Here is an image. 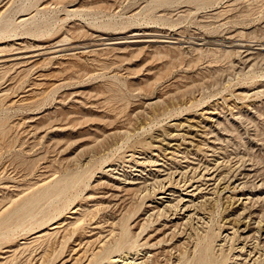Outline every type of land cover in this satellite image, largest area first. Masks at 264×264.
<instances>
[{
	"label": "rangeland",
	"instance_id": "obj_1",
	"mask_svg": "<svg viewBox=\"0 0 264 264\" xmlns=\"http://www.w3.org/2000/svg\"><path fill=\"white\" fill-rule=\"evenodd\" d=\"M263 45L264 0H0V264H264Z\"/></svg>",
	"mask_w": 264,
	"mask_h": 264
},
{
	"label": "bare ground",
	"instance_id": "obj_2",
	"mask_svg": "<svg viewBox=\"0 0 264 264\" xmlns=\"http://www.w3.org/2000/svg\"><path fill=\"white\" fill-rule=\"evenodd\" d=\"M38 5V4H37ZM70 10V9H69ZM71 11H73L74 12V10H71ZM28 20V18H26V17H23V18H21V20L19 21V23H24V22H26ZM1 32L2 33H5V32H7V25H2V27H1ZM29 33L30 34H33L34 33V31H29ZM89 33V32H88ZM154 35H156V34H154ZM15 36V35H14ZM157 36V35H156ZM65 37V36H64ZM121 37V36H120ZM158 37V36H157ZM105 38V37H104ZM116 38V37H115ZM119 38V37H118ZM118 38H116V39H111L110 38V40L109 41H107L108 43H107V45L109 44V45H115V44H120V43H132V44H135V45H138L140 42H142V41H166V39H164V40H162V39H159V40H156V39H154V38H151V39H149V40H143V36H134V34H132V36H127L125 39H123V40H118ZM124 38V37H123ZM162 38V37H161ZM105 39H107V38H105ZM69 40V39H68ZM66 41V40H65ZM260 41V40H259ZM69 42V41H68ZM67 42V43H68ZM91 42H93V41H91ZM104 42V41H103ZM175 42V41H174ZM203 42V41H202ZM206 42V41H205ZM98 43V42H97ZM156 43V42H155ZM220 43V42H219ZM229 43V42H228ZM227 43V44H228ZM63 44V43H62ZM226 44V45H227ZM238 44V43H237ZM258 44V43H257ZM263 44V43H262ZM24 45V44H23ZM78 45V44H77ZM95 45H99V44H95ZM104 45V44H103ZM102 45V46H103ZM198 45V44H197ZM242 45V44H241ZM252 45V44H251ZM255 45H256V43H255ZM35 45L34 44H31V45H28V46H25V47H19L17 50V52H15V53H13L11 56H9V60L10 61H15L14 62V65H18V64H25V63H33V58H35V57H38V56H41V55H47V54H51V53H54V52H62V51H65V50H63V49H58V50H54V48L52 47V48H50V49H44L43 47H41V46H36V47H34ZM84 46V45H83ZM240 46V45H239ZM260 46V45H259ZM258 46V47H259ZM264 46V45H263ZM28 48V47H34V49H30V50H23L24 48ZM96 47V46H95ZM237 47V46H236ZM245 47V46H244ZM262 47V46H261ZM12 48V47H11ZM91 48V47H90ZM97 48V47H96ZM243 48V47H242ZM248 48V47H247ZM260 48V47H259ZM88 49V48H87ZM249 49V48H248ZM264 49V48H263ZM75 50V49H74ZM242 51V50H241ZM72 52V51H71ZM116 52V51H115ZM2 54V53H1ZM66 54V53H65ZM61 55V54H60ZM68 55V54H67ZM63 56V55H62ZM65 57V56H64ZM32 59V60H31ZM30 60V61H29ZM7 62V61H6ZM1 64V63H0ZM3 69H5L6 71L9 69V67H3ZM8 72V71H7ZM6 72V73H7ZM2 73V72H1ZM6 76V75H5ZM141 128H142V126H141ZM119 131V130H118ZM126 131V130H125ZM113 132V131H112ZM128 132V131H127ZM4 133V132H3ZM111 133V132H110ZM121 133H123L122 131H121ZM124 134V133H123ZM126 132H125V136H126ZM129 134V133H128ZM120 135V134H119ZM122 135V134H121ZM114 137V136H113ZM124 138V137H123ZM3 140V139H2ZM216 165V164H215ZM215 165H214V167H215ZM202 168V167H201ZM111 169V168H110ZM200 170V169H199ZM189 171V170H188ZM204 171V170H203ZM110 172V171H109ZM185 174V173H184ZM176 175V174H175ZM217 177V176H216ZM224 177V176H223ZM117 178V177H116ZM198 178V177H197ZM81 179H82V175L80 174H78V175H74L73 177H71L70 179H67V180H64V181H62V183H60V184H58L57 186L55 185V186H53V185H50V184H45V185H43V186H41V187H39L38 188V190H36V192L34 193V194H32L29 198H27L24 202H23V205L21 206V208H19L20 210H24V212L26 213V214H28V215H32V212H33V209H34V204L35 203H37L39 200H41V199H45V198H51V197H56V198H58V197H61V196H64L65 194H66V192L69 190V188H71V187H73L74 185H76V184H78L80 181H81ZM191 179V178H190ZM206 179V178H205ZM218 179H220V177L218 178ZM101 180V179H100ZM204 180V179H203ZM218 182V181H217ZM216 182V183H217ZM215 183V184H216ZM235 184H236V182H235ZM36 185V184H35ZM217 185V184H216ZM111 186V188L107 191V192H105V193H103L101 196L99 195L98 197H99V200L100 201H102L103 199H105V198H111V199H114V200H116V201H120L121 199H122V197H123V194H121V193H127V191H128V189L129 190H132V189H134V186H135V183L134 182H132V181H124V182H119V184H111L110 185ZM234 187H235V185H233ZM28 187V186H27ZM105 187V186H104ZM163 187V186H162ZM29 188H30V186H29ZM234 189V188H233ZM173 191V190H172ZM193 191V190H192ZM27 192V191H26ZM186 194H188L187 192H186ZM182 196V195H181ZM183 197V196H182ZM185 197V196H184ZM190 197V196H189ZM193 197V196H192ZM163 198H166V196H163V197H161V204H163L164 202H165V200H162ZM206 198V197H205ZM244 198V197H243ZM193 199V198H192ZM208 200H209V198H207ZM241 199H242V197H241ZM171 200V199H170ZM64 201V200H63ZM190 200H184V199H180L179 201H177V204H176V206H177V209H178V205L181 203L182 205H183V207L181 208L180 207V210L182 211H180V214L182 215V217L180 218V219H177V220H181V219H191V215H189V214H185L188 210H189V206L190 205H187V203L189 202ZM202 201V200H201ZM242 201H244V200H242ZM246 201H247V199H246ZM160 202V201H159ZM171 202V201H170ZM206 202V201H205ZM114 203V202H113ZM191 203V202H190ZM194 203V202H193ZM195 203H196V201H195ZM204 203V202H203ZM207 203V202H206ZM173 204V203H172ZM189 204V203H188ZM197 204V203H196ZM196 204H195V206H196ZM156 205V204H155ZM170 204H166V205H164V207H168ZM198 205H199V203H198ZM244 205V204H243ZM99 206V205H98ZM103 206V205H102ZM116 206V205H115ZM163 206V205H162ZM108 207H110L109 205H108ZM174 207V206H173ZM240 207V206H239ZM238 207V208H239ZM97 208V207H96ZM105 208V207H104ZM170 208H171V206H170ZM244 208V207H243ZM17 209V208H16ZM15 209V210H16ZM18 209V210H19ZM107 209V208H106ZM162 209V208H161ZM176 209V208H175ZM83 210V209H82ZM99 210V209H98ZM103 210V209H102ZM158 210V209H157ZM174 210V209H173ZM197 210V209H196ZM191 211V210H190ZM76 211L75 210H73L72 211V213H75ZM153 212H156V210L155 211H153ZM152 212V213H153ZM161 212V211H160ZM175 212V211H174ZM239 212V211H238ZM243 211L241 210V213H242ZM149 213V212H148ZM161 213H163V211L161 212ZM160 213V214H161ZM244 213V212H243ZM242 213V214H243ZM10 215H11V212L10 213H8V214H6V215H0V237L2 238V237H7L8 235H9V230L7 229V227H5V225H6V223H7V221H8V219L10 218ZM159 215V214H158ZM180 215V216H181ZM147 216V215H146ZM251 216H252V214H251ZM150 217V216H149ZM152 217V216H151ZM255 217V216H254ZM253 217V218H254ZM145 218V217H144ZM247 218V217H246ZM248 219V218H247ZM84 220V219H83ZM239 220V219H238ZM253 220V219H252ZM80 219L79 218H76L75 220H74V222H73V225L72 226H77V225H79V223H80ZM187 221V220H186ZM186 221H184V222H186ZM195 221V220H194ZM243 221H244V219H243ZM173 222L174 221H170V224H173ZM187 222H189V221H187ZM239 222V221H238ZM245 222H246V220H245ZM165 223H166V221H165ZM176 223V222H175ZM177 223H178V221H177ZM243 224V223H242ZM163 225V224H162ZM189 225V224H188ZM245 225V224H244ZM147 226V225H146ZM165 227L166 226H168V225H164ZM113 227V226H112ZM183 227V226H182ZM245 227V226H244ZM251 227V226H250ZM57 228H58V225L57 224H53L50 228H48V229H46V231L45 232H50V231H53L52 233H54V234H57V232H58V230H57ZM174 228V227H173ZM189 228H190V226H189ZM240 228V227H239ZM238 228V229H239ZM182 229V228H181ZM236 229V228H235ZM142 230V229H141ZM172 230V229H171ZM182 231V230H181ZM180 232V231H179ZM39 234L36 236L37 237V239H43L46 235H47V233H41L40 234V232H38ZM191 233V232H190ZM245 233V232H244ZM178 234V233H177ZM180 234V233H179ZM186 234H188V233H186ZM250 234V233H249ZM50 235V234H49ZM110 235H112V234H110ZM251 235V234H250ZM250 235H248V236H243V237H250ZM263 235V234H262ZM110 237V236H109ZM165 237V236H164ZM186 237V236H185ZM108 239V238H107ZM248 239V238H247ZM244 240H246V239H244ZM104 241H106V240H104ZM103 241V242H104ZM107 242V241H106ZM157 244V243H156ZM101 245V244H100ZM141 245H143V246H146V245H148V239L146 238V239H144V242L143 243H141ZM248 245V244H247ZM246 246V245H245ZM183 247V246H182ZM249 247V246H248ZM25 248V247H24ZM147 249L148 248H151V245L149 246H147L146 247ZM184 248V247H183ZM242 248H243V246H242ZM241 248V249H242ZM171 249V248H170ZM244 249V248H243ZM172 250V249H171ZM184 250V249H183ZM186 250V249H185ZM250 250V249H249ZM23 251V250H22ZM169 252H171V251H169ZM172 252H173V250H172ZM171 252V253H172ZM183 252V251H182ZM246 252V251H245ZM248 253V252H247ZM139 254V253H138ZM142 254V253H141ZM145 254V253H144ZM147 254H148V252H147ZM151 254V253H150ZM143 255V254H142ZM152 255V254H151ZM157 254L154 252V257L156 256ZM122 256V255H121ZM137 256V255H136ZM144 256V255H143ZM148 256H150V255H148ZM147 256V257H148ZM93 257V256H92ZM126 257V256H125ZM138 257V256H137ZM142 257V256H141ZM146 257V256H145ZM175 257V256H174ZM136 258V257H135ZM140 258V257H139ZM163 258H164V256H163ZM123 259H124V257H123ZM141 259V258H140ZM143 259H144V257H143ZM151 260V259H150ZM163 260V259H162ZM164 260H165V258H164ZM113 261H116V262H121V260H120V258L118 257V259L116 258L115 260H113ZM135 261V260H134ZM137 261V260H136ZM145 261V260H144ZM149 261V258H148V260H147V262ZM115 262V263H116ZM127 262V261H126ZM151 262V261H150ZM150 262H148V263H150ZM177 262V261H176ZM206 262V260L203 258V259H201L200 261H199V263L198 264H206L205 263ZM114 263V264H115ZM127 263H129V262H127ZM144 264L143 262H142V260H140L138 263H136V264ZM179 263V262H178ZM87 264V263H86ZM125 264V263H124ZM130 264V263H129ZM151 264V263H150Z\"/></svg>",
	"mask_w": 264,
	"mask_h": 264
}]
</instances>
